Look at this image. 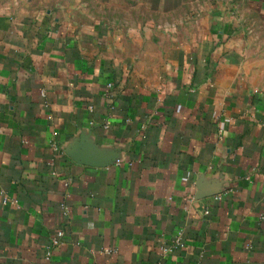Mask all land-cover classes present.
Returning a JSON list of instances; mask_svg holds the SVG:
<instances>
[{
	"label": "crops",
	"instance_id": "crops-1",
	"mask_svg": "<svg viewBox=\"0 0 264 264\" xmlns=\"http://www.w3.org/2000/svg\"><path fill=\"white\" fill-rule=\"evenodd\" d=\"M72 2L0 0V264H264V0Z\"/></svg>",
	"mask_w": 264,
	"mask_h": 264
},
{
	"label": "rangeland",
	"instance_id": "rangeland-1",
	"mask_svg": "<svg viewBox=\"0 0 264 264\" xmlns=\"http://www.w3.org/2000/svg\"><path fill=\"white\" fill-rule=\"evenodd\" d=\"M79 1H82V0H74V2L72 3H69L70 6H77L78 7H83V6H86V4L80 2L78 3ZM123 1V5H122V10H121V13H122V17L127 20V21H130L132 16L133 18H138V19H145L147 17V15L150 13V11L148 10V8L146 7L147 4L142 1H146V0H140V3H139V8L138 9H134V6L136 7L137 6V2L135 0H133V2H131L132 0H122ZM135 2V4H134ZM64 4V3H63ZM89 6L91 7L90 9L92 11L94 10H98V8H101L102 10H105L106 14H109V13H114V0H107V3L105 6H103V4H98V3H90ZM89 9V8H88ZM137 10V11H136ZM138 12V16H135V14ZM133 14V15H132Z\"/></svg>",
	"mask_w": 264,
	"mask_h": 264
},
{
	"label": "built area",
	"instance_id": "built-area-1",
	"mask_svg": "<svg viewBox=\"0 0 264 264\" xmlns=\"http://www.w3.org/2000/svg\"><path fill=\"white\" fill-rule=\"evenodd\" d=\"M108 86L110 88H112L114 86V84L110 83ZM107 125H109V123ZM206 213H209L208 209H206ZM65 234H66L65 230L62 228H60L56 231L55 235L53 236V238L51 239L50 243L47 246L48 256L51 255L53 249L59 248L62 245ZM184 247H185V241L183 239V234H182V232H178L175 235V237L172 241V244L170 246H163L162 251L168 252V251H173V250L178 249V248L183 249Z\"/></svg>",
	"mask_w": 264,
	"mask_h": 264
},
{
	"label": "water",
	"instance_id": "water-1",
	"mask_svg": "<svg viewBox=\"0 0 264 264\" xmlns=\"http://www.w3.org/2000/svg\"><path fill=\"white\" fill-rule=\"evenodd\" d=\"M118 159V155H115L113 158H111L110 161H107L103 166H109L113 161Z\"/></svg>",
	"mask_w": 264,
	"mask_h": 264
}]
</instances>
